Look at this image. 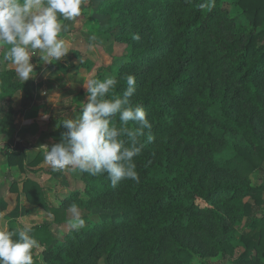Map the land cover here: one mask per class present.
Segmentation results:
<instances>
[{
	"label": "trees",
	"instance_id": "16d2710c",
	"mask_svg": "<svg viewBox=\"0 0 264 264\" xmlns=\"http://www.w3.org/2000/svg\"><path fill=\"white\" fill-rule=\"evenodd\" d=\"M227 6L240 13L231 17ZM96 14L109 18L99 28L103 39L127 47V60L96 79L115 77L119 94L135 76L132 100L152 128L135 158L138 181L113 188L107 174L70 171L81 188L56 207L39 183L24 180L29 203L56 223L67 221L74 202L116 212L84 217L85 226L62 241L54 242L48 225L33 227L43 263L212 264L220 257L225 264H264V183H251V175L264 174V0H101ZM16 79L14 70H0V131L15 126L13 98L27 93ZM65 131L60 124L50 137L62 142ZM44 154L31 160L13 151L8 164L38 166ZM17 226L12 221L9 230Z\"/></svg>",
	"mask_w": 264,
	"mask_h": 264
},
{
	"label": "clouds",
	"instance_id": "9594fccd",
	"mask_svg": "<svg viewBox=\"0 0 264 264\" xmlns=\"http://www.w3.org/2000/svg\"><path fill=\"white\" fill-rule=\"evenodd\" d=\"M82 3L83 0H0V46H11L5 59L15 65L19 79L26 82L33 78L37 67L33 57H39L41 64H54L68 56L66 26L61 17L74 20L81 14ZM133 38L138 40L139 36ZM118 84L115 77L84 83L87 102L82 103L74 119L61 121L66 129L62 142L51 148L41 146L46 150L44 161L52 171L107 174L113 188L123 180L138 181L135 158L142 153L145 144L141 138L145 130L151 131L152 124L144 107L132 100L135 76L126 77L127 86L119 94L115 91ZM130 122L135 126L130 127ZM154 139L147 136L148 142ZM67 212L72 229L85 226L77 203H71ZM38 247L29 225L0 229V264H34L33 250Z\"/></svg>",
	"mask_w": 264,
	"mask_h": 264
},
{
	"label": "crops",
	"instance_id": "0c3cea01",
	"mask_svg": "<svg viewBox=\"0 0 264 264\" xmlns=\"http://www.w3.org/2000/svg\"><path fill=\"white\" fill-rule=\"evenodd\" d=\"M96 1L92 5L88 0L83 1L80 16L62 20L66 26L67 57L54 64H41L39 57H33L32 63L37 65L33 78L25 82L17 76L16 81L27 84V93L18 92L13 98L17 111L15 126L0 131V229H9L12 221L32 228L48 225L54 242L62 241L64 234L72 229L68 212L66 222L56 223L53 214L30 204L24 192V180L31 179L45 189L49 203L59 207L71 193L62 192V183L57 178L60 176L57 172L62 171H52L45 161L38 166H28L25 162L21 170L17 159L9 166L7 155L21 150L33 160L38 153H45L41 146L51 148L60 143L50 134L59 128L62 120L74 119L80 113L82 103L87 102L83 96L87 93L84 83L104 74L112 75L124 59L126 45L103 39L99 28L106 26L109 18L96 14L100 2ZM113 35L117 36L119 32L115 31ZM6 46H0V56L6 55ZM0 70L16 72V67L11 61H3ZM66 173L68 183L74 182L70 170ZM43 251L41 247L36 249L38 264L41 259L43 261Z\"/></svg>",
	"mask_w": 264,
	"mask_h": 264
},
{
	"label": "rangeland",
	"instance_id": "374dc122",
	"mask_svg": "<svg viewBox=\"0 0 264 264\" xmlns=\"http://www.w3.org/2000/svg\"><path fill=\"white\" fill-rule=\"evenodd\" d=\"M83 1H85V0H83ZM97 1H101V0H97ZM88 2H89V0H88ZM227 8L230 11V16L231 17H235V16H237L240 13V10L238 8H235L234 6H227ZM126 60H127V57H125V54H124V59H122L121 63L126 61ZM61 171L62 172H57V175L60 173V176H57V178H58V181L62 183V187H63L62 192H64V194L72 192L74 189L76 190L77 188H79V189L81 188V185L78 186L79 184L77 182H75V181L74 182L72 181V183L71 182L68 183L69 177L65 176V174H67L66 173L67 170H61ZM251 183H252L253 186H258V185L263 184L264 183V174L261 173L260 171H258L256 173H254L253 175H251ZM65 192H67V193H65ZM115 213L116 212L113 211V210L112 211H110V210L106 211L105 209H103L101 207H98V206L93 208L92 210H82L83 217H89L90 215H96V214L97 215H102V214L104 215L105 214V215L114 216ZM242 233H243L242 230H240V229L236 230L235 229V235H236L237 238H240ZM183 242L186 245H188V246H192V243H190L188 240H185ZM209 261L212 264H225L226 263L220 257H211L209 259ZM102 264H105V263L102 262ZM194 264H198L197 260H194Z\"/></svg>",
	"mask_w": 264,
	"mask_h": 264
}]
</instances>
